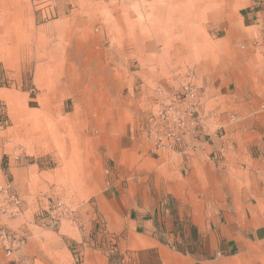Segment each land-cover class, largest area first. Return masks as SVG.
Listing matches in <instances>:
<instances>
[{
	"label": "rangeland",
	"instance_id": "374dc122",
	"mask_svg": "<svg viewBox=\"0 0 264 264\" xmlns=\"http://www.w3.org/2000/svg\"><path fill=\"white\" fill-rule=\"evenodd\" d=\"M182 1L208 39L191 57L164 24L163 6L179 0H0V228L16 251L62 224L79 235L106 176L141 163L121 149L150 136L152 116L187 86L206 116L201 99L244 73L264 104V17L248 27L240 16L264 0Z\"/></svg>",
	"mask_w": 264,
	"mask_h": 264
},
{
	"label": "crops",
	"instance_id": "0c3cea01",
	"mask_svg": "<svg viewBox=\"0 0 264 264\" xmlns=\"http://www.w3.org/2000/svg\"><path fill=\"white\" fill-rule=\"evenodd\" d=\"M179 2L163 6L164 24L177 25L175 39L191 57L208 39L194 25L199 10ZM261 6L243 10L244 24L253 27L264 17ZM172 8L180 13L175 20ZM236 73L233 68L229 75ZM237 80L201 99L211 106L208 126L174 150L155 151L142 133L137 147L121 149L136 150L131 153L141 163L106 176L99 209L84 214L79 235L74 225L62 224L10 257L0 245V264H264V104L253 94L255 84H243L244 73Z\"/></svg>",
	"mask_w": 264,
	"mask_h": 264
},
{
	"label": "built area",
	"instance_id": "2783aa9c",
	"mask_svg": "<svg viewBox=\"0 0 264 264\" xmlns=\"http://www.w3.org/2000/svg\"><path fill=\"white\" fill-rule=\"evenodd\" d=\"M205 118L198 98V88L187 86L176 101L159 111L158 115L152 116L150 138L154 141L156 150H174L186 135L204 127ZM0 239L7 257L16 252V244L20 245L13 235L1 228Z\"/></svg>",
	"mask_w": 264,
	"mask_h": 264
},
{
	"label": "bare ground",
	"instance_id": "6f19581e",
	"mask_svg": "<svg viewBox=\"0 0 264 264\" xmlns=\"http://www.w3.org/2000/svg\"><path fill=\"white\" fill-rule=\"evenodd\" d=\"M161 12H162V11H161ZM160 15H161V14H160ZM160 15H159V16H160ZM128 17H129V16H128ZM130 18H131V17H130ZM181 22H182V21H181ZM185 24H186V23H185ZM187 31H188V30H187ZM185 33H186V32H185ZM190 39H191V38H190ZM191 40H192V39H191ZM195 40H196V39H195ZM189 41H190V40H189ZM190 43H191V42H190ZM196 43H197V42H196ZM192 48H193V47H192Z\"/></svg>",
	"mask_w": 264,
	"mask_h": 264
}]
</instances>
